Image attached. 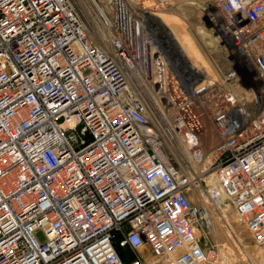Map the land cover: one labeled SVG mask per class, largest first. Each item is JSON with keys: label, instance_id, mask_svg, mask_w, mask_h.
Returning <instances> with one entry per match:
<instances>
[{"label": "built area", "instance_id": "obj_1", "mask_svg": "<svg viewBox=\"0 0 264 264\" xmlns=\"http://www.w3.org/2000/svg\"><path fill=\"white\" fill-rule=\"evenodd\" d=\"M152 1L0 0V264H209L194 186L264 245V0H216L208 71Z\"/></svg>", "mask_w": 264, "mask_h": 264}, {"label": "rangeland", "instance_id": "obj_2", "mask_svg": "<svg viewBox=\"0 0 264 264\" xmlns=\"http://www.w3.org/2000/svg\"><path fill=\"white\" fill-rule=\"evenodd\" d=\"M202 2H211L212 7L209 8L210 11H204L202 14L198 13H191L190 16L185 17L179 14V7L178 9H171L165 10L163 13H158V16L163 17H170L168 18L172 20V17H177L178 25H181L183 28L187 27L191 30L190 41L193 49L197 52L200 58L205 55L207 56H214L220 58L219 64L222 68H227V63L225 62L224 57H221V53L216 50V39L214 37V33H212L213 28L216 23L214 21L218 20L219 22L224 21V17L218 8V3L216 0H201ZM213 1V2H212ZM153 1L152 0H143V3L146 5H150ZM181 3H184L182 1ZM180 3V4H181ZM215 3V4H214ZM170 9V8H169ZM178 11V12H177ZM169 14V15H168ZM210 16H209V15ZM212 14V15H211ZM212 16V17H211ZM200 26V27H199ZM199 28L205 29V32L211 34L213 39L214 46H208L205 43L204 34L201 32L199 33ZM199 37V38H198ZM200 39V40H199ZM100 41V39H99ZM101 42V41H100ZM103 45L107 44L101 42ZM195 44V45H194ZM105 46V45H104ZM196 49H195V47ZM205 50H207L205 52ZM196 53V54H197ZM223 56V55H222ZM203 59V58H201ZM209 61V60H208ZM210 63V62H209ZM212 65V63H210ZM206 128H211L209 123H205ZM211 130V129H210ZM218 142V138L213 136L208 141H205V150L208 151L212 149ZM205 166L209 168L211 160H206L199 162L197 165V169L200 171L201 168ZM211 172V171H210ZM209 173V172H207ZM196 187H192V191L190 192L191 199L195 205H205L210 209L211 220L212 223L210 227H204L200 231L197 232L200 243L205 247L216 246L218 249V258L212 261L209 264H264V245H258L248 227L240 220L236 210L234 209L232 203L230 201H226L221 205L212 204L206 199L202 197L198 191L195 189ZM194 189V190H193ZM200 189V188H199ZM193 193V194H192ZM225 211L227 217H222V213L220 209ZM207 232H206V231ZM145 257L150 258V253L145 252ZM134 253L130 256L132 258Z\"/></svg>", "mask_w": 264, "mask_h": 264}, {"label": "bare ground", "instance_id": "obj_3", "mask_svg": "<svg viewBox=\"0 0 264 264\" xmlns=\"http://www.w3.org/2000/svg\"><path fill=\"white\" fill-rule=\"evenodd\" d=\"M81 3L83 4V6H85V3H86V0H80ZM184 3H179L177 6H176V9L179 8V14L180 15H183L185 17H188L191 15V13H204V11H210L209 8L212 7V3L209 1V2H202L201 0H183ZM206 1V0H205ZM213 2V1H212ZM215 4V3H214ZM171 9H175V8H170L169 10ZM168 10V9H167ZM168 10V11H169ZM147 12V15L151 18H155L159 21V23H161V32L164 33L165 36H167L171 41L172 43L174 44L175 48L177 50L180 51L181 55L184 57V61L189 65V68L190 69H195V70H210L211 68V64L210 63H213L214 62V59H216L214 56L210 57V56H206L203 55L201 58L199 56V54L197 52H195V50L193 49L190 41L192 42L191 38H190V33L191 30L188 29L187 27L183 28L182 26L185 25V24H180L178 25L177 23V17H172V20L170 18V20L168 19L170 17H163V16H158L157 14L158 13H163V11L161 12H157L156 14L151 12V11H146ZM178 12V11H177ZM209 15V14H208ZM215 23L216 25L218 26V28H216V31L217 32H220L221 30V23L222 22H219L218 20H215ZM182 25V26H181ZM163 26V27H162ZM200 27V26H199ZM203 33L204 34V39H205V43L208 44V46H214L215 44H213V39L211 37V34L208 33V32H205V29H201L199 28V33ZM97 37H98V40L100 39L101 42H104V43H107V34L106 32H104L103 30H99L97 32ZM199 38V37H198ZM200 40V39H199ZM195 45V44H194ZM218 45V44H217ZM216 45V46H217ZM195 47V46H194ZM217 49H219V47H216ZM196 49V47H195ZM207 50H205L206 52ZM197 53V54H196ZM223 54L221 53V57L223 58L222 56ZM209 60V61H208ZM220 60V58H217L216 61ZM211 61V62H210ZM210 62V63H209ZM180 150V151H179ZM187 156H189V153L185 151V149L183 148H179L177 150H175V157L179 160V161H184L186 160ZM206 161V160H205ZM203 163V162H202ZM199 164V162H194L193 163V168H197V165ZM205 164V163H204ZM202 169V168H201ZM210 171V170H209ZM214 175H215V172L212 171L209 175H208V179L207 182L208 184L209 183H212L214 181ZM212 177V178H211ZM200 188V189H199ZM196 191H198V193L202 196V197H205L206 199H208L209 201V198H207L205 196V192H204V187H201V186H197L196 188ZM194 190V189H193ZM193 194V193H192ZM191 196V195H190ZM226 201H229L227 200V198H224L223 199V202H221L219 205L223 206L222 204ZM232 203V202H231ZM218 205V206H219ZM233 205V203H232ZM234 207V206H233ZM220 209V208H219ZM210 210V209H209ZM220 212L222 213V217H227L226 214H225V211L223 209H220ZM206 231V230H205ZM207 232V231H206Z\"/></svg>", "mask_w": 264, "mask_h": 264}]
</instances>
